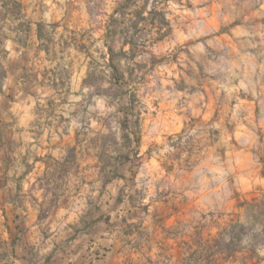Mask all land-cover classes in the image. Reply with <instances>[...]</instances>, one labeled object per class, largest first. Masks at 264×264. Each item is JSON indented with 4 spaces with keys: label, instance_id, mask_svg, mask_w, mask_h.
I'll use <instances>...</instances> for the list:
<instances>
[{
    "label": "rangeland",
    "instance_id": "obj_1",
    "mask_svg": "<svg viewBox=\"0 0 264 264\" xmlns=\"http://www.w3.org/2000/svg\"><path fill=\"white\" fill-rule=\"evenodd\" d=\"M0 1L2 88L10 66L51 85L35 123L66 150L45 160L51 201L130 202L135 264H264V0ZM34 18L59 25L7 67Z\"/></svg>",
    "mask_w": 264,
    "mask_h": 264
},
{
    "label": "crops",
    "instance_id": "obj_2",
    "mask_svg": "<svg viewBox=\"0 0 264 264\" xmlns=\"http://www.w3.org/2000/svg\"><path fill=\"white\" fill-rule=\"evenodd\" d=\"M0 7L4 8L1 1ZM22 11L28 16L27 8ZM6 19H11L9 13ZM41 20H31L27 46H20L16 37L5 38L10 50L7 67L9 61L23 57L30 48L43 51L44 28L51 26L53 31L59 24ZM41 77L39 73L32 87L23 86L20 70L10 66L0 91V112L9 109L15 114L17 127L12 134H0V237L8 241L18 237L9 264H135L134 256L147 254L136 245L137 233L132 227L136 218L116 212V205L131 207L130 202L116 198L114 203H104L102 191L100 197L93 198L83 195L81 186H64L53 201L44 192L43 174L52 170L45 160L52 156L63 161L66 150L63 143L56 142L57 135L35 130L40 96L51 91V85ZM59 174L55 173L56 179ZM6 218L9 229L4 224Z\"/></svg>",
    "mask_w": 264,
    "mask_h": 264
},
{
    "label": "trees",
    "instance_id": "obj_3",
    "mask_svg": "<svg viewBox=\"0 0 264 264\" xmlns=\"http://www.w3.org/2000/svg\"><path fill=\"white\" fill-rule=\"evenodd\" d=\"M18 4L21 5L19 2H18ZM2 5H3V7L6 6V2L3 1ZM126 43H130V41L128 40ZM1 90H2V84L0 83V91ZM130 101H131L130 103L133 102L132 100H130ZM4 224H5L6 228L9 229L7 218H6V221L4 222ZM17 238L18 237H14L9 241H0V250L2 251V252H0V264H3L2 263L3 261L5 262V264H9L11 256H15L14 246H15Z\"/></svg>",
    "mask_w": 264,
    "mask_h": 264
}]
</instances>
